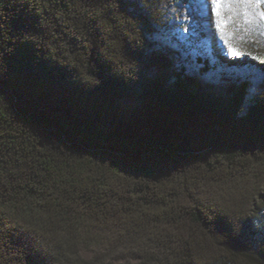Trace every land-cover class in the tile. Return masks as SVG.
I'll return each mask as SVG.
<instances>
[{"label": "trees", "instance_id": "16d2710c", "mask_svg": "<svg viewBox=\"0 0 264 264\" xmlns=\"http://www.w3.org/2000/svg\"><path fill=\"white\" fill-rule=\"evenodd\" d=\"M161 2L0 0V264H264V95L149 47Z\"/></svg>", "mask_w": 264, "mask_h": 264}, {"label": "rangeland", "instance_id": "374dc122", "mask_svg": "<svg viewBox=\"0 0 264 264\" xmlns=\"http://www.w3.org/2000/svg\"><path fill=\"white\" fill-rule=\"evenodd\" d=\"M161 10L147 41L149 47L169 52L175 69L184 68L207 94L221 99L246 83L242 114L264 95V3L241 7L238 15L236 9L226 13L231 19L223 30L217 27V17L206 0H162ZM128 62L134 64L133 59ZM137 70H131L133 79ZM135 99L128 97L125 104L133 106ZM98 246H82L80 252L88 257ZM31 264L48 263L34 260Z\"/></svg>", "mask_w": 264, "mask_h": 264}, {"label": "snow or ice", "instance_id": "6c2138e0", "mask_svg": "<svg viewBox=\"0 0 264 264\" xmlns=\"http://www.w3.org/2000/svg\"><path fill=\"white\" fill-rule=\"evenodd\" d=\"M206 2H208L211 12L217 17V27L223 30V26L231 19L230 16L226 17V13H231L241 7H258L261 3H264V0H206ZM232 54L237 55L236 52Z\"/></svg>", "mask_w": 264, "mask_h": 264}]
</instances>
